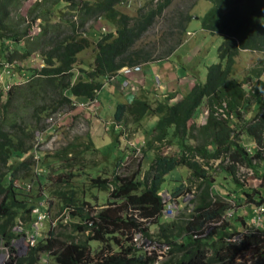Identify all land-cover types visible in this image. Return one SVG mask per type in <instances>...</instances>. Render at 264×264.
<instances>
[{
  "label": "trees",
  "instance_id": "trees-1",
  "mask_svg": "<svg viewBox=\"0 0 264 264\" xmlns=\"http://www.w3.org/2000/svg\"><path fill=\"white\" fill-rule=\"evenodd\" d=\"M40 1L35 0L37 7ZM62 1L44 0L47 5ZM69 1L71 12L57 23H48L50 16L38 11L45 19L39 25L43 65L24 73L19 66L25 81L6 91L0 86V240L12 251L7 264H38L42 253L53 264H151L154 256L138 252L133 245L137 232L170 244L166 264H233L236 255L253 244L264 246V229L260 228H250L241 240H228L255 216L252 205L264 203V0H207L211 6L200 18L201 28L218 33L222 41L217 48L218 62L207 66L205 80L195 76L189 91L180 97L172 92L158 99L144 92L116 105L113 118L120 123L138 122L148 113L156 115L147 150L143 148L151 154L146 171L141 162L134 166V158L129 165L114 166L111 175L99 168L90 169L87 177L68 171L83 162L81 153L89 149L85 145L75 151L77 144L72 142L48 152L62 166L56 178L42 186L28 155L34 149L36 131L46 128V118L67 107L73 109L76 99H95L103 87L102 79L122 67L155 61L156 51L160 58H168L182 43L191 19L172 9L174 0H149L133 16L118 8L124 0ZM19 4V0H0V65L25 60L33 50L24 35L36 18L23 31L9 20L11 10ZM96 17L112 24L115 32L99 34L92 68H79L76 74L78 53L92 45L84 27ZM158 19L164 21L159 41L143 42ZM243 49L260 51L263 59L237 81L229 75ZM201 104L207 114L203 123L196 124ZM243 135L252 147L244 145ZM114 137L117 140L118 134ZM88 140L92 144L89 136ZM173 143L177 151L166 153L163 148ZM117 160H124V155ZM216 160L220 161L218 170H213L210 163ZM46 166L49 163L43 170ZM177 166L187 167L188 182L195 187L189 202L192 209L183 206L175 217L164 219L160 191L165 175ZM241 167L250 169L257 183L248 182L250 176ZM217 177L225 194L213 190ZM35 179L33 183L49 194L46 210L56 223L35 244L26 242L24 253L17 255L12 248V240L18 236L14 226L19 221L29 226L31 210L42 198L41 193L36 195L38 189H27L23 183ZM191 189L179 183L171 195L177 197ZM93 190L106 193L104 203L86 197L85 192ZM230 202L236 208L230 222L210 224L222 217ZM206 229L208 233L203 235ZM92 241L98 243L96 249ZM258 258L264 262L263 253Z\"/></svg>",
  "mask_w": 264,
  "mask_h": 264
},
{
  "label": "rangeland",
  "instance_id": "rangeland-1",
  "mask_svg": "<svg viewBox=\"0 0 264 264\" xmlns=\"http://www.w3.org/2000/svg\"><path fill=\"white\" fill-rule=\"evenodd\" d=\"M20 4L17 8H13L10 13V21H15V28L23 31L33 16L36 18L30 28L28 29L27 35H24L26 45L29 49H33L30 56L22 61H14L13 63L5 62L0 65V86L6 91L12 84L22 83L25 81V76L20 73L19 66L22 68V72H27L29 68H39L43 65V57L41 49L43 47V41L39 33L40 22L45 20L41 13L38 11H45L46 17L50 16L48 23L53 24L65 19L66 13H70L69 0H63L58 5H54L52 2L40 1L38 7L36 6L35 0H19ZM149 0H124L118 4V8L121 12L128 15H137L139 8ZM172 9L182 11L183 13L189 14L191 19L189 20L185 34L183 35V41L178 48L167 58H160L159 51H156L157 55L154 54L153 58L155 61L144 63V67H150L154 73L158 75L155 78L144 69L133 71H124L123 73L117 74L111 78L110 83L106 84L98 93L97 100L88 101L76 99L77 103L73 109H62L60 115L55 116L53 121H45L46 128L51 127V122H54L52 126L53 130H50L49 134L44 135V131H36L35 134L43 136L41 139H36L34 149L31 151L29 158H32L33 170L40 174V182L42 186L50 183V178H56L57 172L60 169L59 163L55 158L47 156L48 152L60 150L63 147L76 142V147L73 148L75 151H80L85 145L89 146V149L82 152L83 162L76 166L69 167L66 170L75 171L82 173L87 177V173L90 169L99 168V172L104 170V174L111 175V171L114 166L129 165L133 162L131 159L134 158V166L138 162H141L143 172L146 171L151 163V154L143 152V147L147 140L150 138L149 132L154 125L155 116L152 113L147 114L141 118L138 122H132L130 119L128 122H118L113 118L115 107L118 103H124L131 100L132 97L141 96L144 92L147 95H152L155 98L161 99L163 96H167L168 93L184 95L189 90L190 81H194V77L205 80L207 66L212 63L218 62L217 48L222 41V36L219 34H210L204 31L200 25V18L210 8L211 2L206 0H174ZM181 6H184L182 8ZM37 14V15H36ZM40 14V17H39ZM62 14V16H61ZM64 14V15H63ZM17 21V22H16ZM45 23V22H44ZM47 23V22H46ZM45 23V24H46ZM164 29V21L158 19L156 24L149 30V32L143 37V42L153 41L158 42ZM86 36H88L93 45L88 49L78 53L75 71L77 69H91L93 63V57L95 53L94 44L97 41L99 34L102 32H110L114 30V27L107 23L102 18H94L87 22L84 27ZM263 53L260 51L251 50H240L239 54L235 58L234 65L231 69L229 77L242 81L249 74V70L253 67H257L260 64V60L263 59ZM16 66V67H14ZM130 78V83L126 80ZM146 80L144 83L141 79ZM147 80L151 81V84H147ZM102 82H105L102 79ZM109 82V81H108ZM125 82H127L125 84ZM135 82L144 84L145 88L138 87ZM113 86V87H112ZM248 89V85L244 86ZM145 90V91H144ZM88 103V104H87ZM87 104V105H86ZM250 108L247 109L249 111ZM250 114V113H248ZM247 116L246 114H244ZM243 116V118H245ZM199 123V120H197ZM196 123V124H197ZM115 134H118L117 140H115ZM88 136L90 137L92 144H89ZM243 143L247 147H252L251 140L243 135ZM118 141V142H117ZM188 142V141H187ZM189 143V142H188ZM194 144V142L192 143ZM95 146V147H94ZM109 147V148H108ZM96 148V149H94ZM145 150L146 147H144ZM166 153H172L177 151V144L173 143L172 146L163 148ZM124 155V160L121 162L117 160L119 157ZM47 156V158H46ZM107 156V157H105ZM49 163L46 169L43 170V165ZM83 163L85 165H83ZM219 160L212 161L210 167L213 170H218ZM225 163V162H224ZM227 164V163H226ZM242 173H247L250 176L248 182L257 183L256 179L252 177L251 170L244 167L240 168ZM93 172V171H92ZM143 172L140 177H143ZM214 174L213 171H211ZM80 180L81 176H77ZM189 170L184 166H178L168 172L165 175V181L162 184L161 192L165 204L176 205L179 208L185 204L187 195H180L178 198H167L163 192L171 194L175 185L179 183H185L186 185L193 186L188 182ZM37 181H26V188H35L36 195L41 193L42 198L39 199L38 203H42L46 206L49 200V194L42 189L40 185L33 183ZM87 183V181H86ZM86 183L84 186H86ZM220 183L218 177L215 185ZM174 185V186H173ZM194 189V188H192ZM166 190V191H165ZM29 191V190H28ZM31 191V190H30ZM194 191V190H192ZM191 193V192H190ZM239 193V192H237ZM95 194V197L94 195ZM264 194V193H263ZM86 197L91 202L104 203L106 193L103 191L93 190L92 193L89 191L85 192ZM100 207V206H99ZM54 213V210L52 211ZM50 215V214H49ZM60 219V218H59ZM64 221V219H62ZM21 223V221L19 222ZM49 223V222H48ZM44 223L40 226L41 234H46L50 224ZM23 227H28L27 224H22ZM154 228V227H153ZM152 228V230H153ZM16 233H21L20 230H15ZM22 236V235H21ZM41 236V235H40ZM92 247L95 249L98 246L97 242H91ZM14 254L20 255L24 250L23 245L20 242L14 243L12 246ZM11 250L0 240V253L4 255H11ZM48 260L41 259V264H48Z\"/></svg>",
  "mask_w": 264,
  "mask_h": 264
},
{
  "label": "built area",
  "instance_id": "built-area-1",
  "mask_svg": "<svg viewBox=\"0 0 264 264\" xmlns=\"http://www.w3.org/2000/svg\"><path fill=\"white\" fill-rule=\"evenodd\" d=\"M60 113H57L56 115H50L47 118V122L50 120L53 121L55 116H59ZM55 122V121H54ZM54 122H51V127L54 125ZM165 194V193H164ZM166 195V194H165ZM186 197L188 201L185 202V206L187 207V210L190 211L192 209V204L188 203L189 200L193 197V193H186ZM169 198V196L167 197ZM187 203V205H186ZM178 211V206L176 205H171L167 204L165 208L162 210L163 216L164 217H173L176 215ZM254 212L255 216H253L247 225V227L244 225L242 229H240V234H232L228 238L230 241H236V240H241L243 238L244 233H247V231L252 228V229H262L264 228V206L263 205H255L254 206ZM33 213L37 214L36 218L33 220L31 223V231L25 232V235L22 237L18 238L17 241H26L29 242L30 244H33L36 241V237L39 234V229L40 226L42 225V222L45 218H47V215L45 213H41L38 211L37 208L33 209ZM234 206L231 205L225 214L222 215V217L215 222H210V224H220L223 221L230 222V219L234 215ZM15 230H21L20 225H16L14 227ZM208 233V229L205 230L203 235H206ZM194 237H197V235H194ZM134 242L139 248L140 251H142L144 254H149L154 256V260L152 264H166L164 263L165 261L169 260L171 257V246L169 243H165L162 241H159L154 238H148L141 236L140 234H137L134 238ZM256 245V244H255ZM252 245L249 247V249L245 250L242 253H238L235 257V261L233 264H264V262H260L258 255L263 253L264 254V246H259L257 245ZM9 260V256L4 255L0 253V264H7Z\"/></svg>",
  "mask_w": 264,
  "mask_h": 264
},
{
  "label": "clouds",
  "instance_id": "clouds-1",
  "mask_svg": "<svg viewBox=\"0 0 264 264\" xmlns=\"http://www.w3.org/2000/svg\"><path fill=\"white\" fill-rule=\"evenodd\" d=\"M206 1H207V0H206ZM96 18H99V19H100L101 17H96ZM92 19H94V18H92ZM102 19H103V18H102ZM90 20H91V19H90ZM103 20H104V19H103ZM105 21H106V20H105ZM106 22L109 23L108 21H106ZM111 25H112V24H111ZM112 26H113V25H112ZM113 27H114V26H113ZM203 30H204V29H203ZM204 31H206V30H204ZM110 32H111V31H110ZM112 32H115V27H114V30H113ZM206 32H207V31H206ZM209 33H210V32H209ZM210 34H213V33H210ZM214 34H218V33H214ZM90 40H91V39H90ZM92 45H93V41H92ZM92 45H91V46H92ZM94 45H95V44H94ZM91 46H90V47H91ZM94 48H95V46H94ZM177 48H178V47H177ZM87 49H88V48H87ZM83 51H84V50H83ZM143 64H144V63H143ZM143 64H141V65H139V66H137V67H135V68L122 67V68L119 69L115 74H112V75L106 76V77L104 78V81H105V82L102 83V84H103V87H104L106 84H109L111 78L114 77L115 75L120 74V73H123V74H124V71H133L134 69H136V70H141ZM200 79H201V78H200ZM108 81H109V82H108ZM126 81H127V80H126ZM201 81H202V79H201ZM126 83H127V82H125V84H126ZM193 83H194V81H191V83L189 84V89H190V87L193 85ZM103 87H102V88H103ZM138 87H139V86H138ZM188 91H189V90H188ZM188 91H187V92H188ZM187 92H186V93H187ZM98 93H99V92H98ZM186 93H185V94H186ZM176 96H177V94H176ZM93 100H97V97H96L95 99H93ZM85 101H88V103L91 102V100H85ZM88 103H87V104H88ZM124 103H126V102H124ZM76 104H77V103H76L75 100H74L73 105L76 106ZM87 104H86V105H87ZM201 106H203V104H201V105L198 107V109H199ZM204 107H205V106H204ZM205 108H206V107H205ZM198 109H197V111H196V118L198 117ZM59 113H60V112H59ZM56 114H57V113H56ZM56 114H52V115H56ZM148 114H149V113H148ZM206 114H207V110H206ZM146 115H147V114H145L144 116H146ZM144 116H143V117H144ZM48 117H49V116H48ZM48 117H47V118H48ZM143 117H142V118H143ZM47 118H46V120H47ZM155 120H156V116H155ZM197 120H198V118H197ZM154 122H155V121H154ZM196 122H198V121H196ZM197 124H198V123H197ZM50 130H53L52 127H50L49 129L45 128L44 131H48L47 133L49 134ZM36 136H37L36 139H38V140L41 139V137H43V136L40 137V136H38L37 134H36ZM140 146L143 147V148L146 147V142H145V145H144V146L141 145V144H140ZM34 148H35V147H34ZM177 167H178V166H177ZM184 167H185V166H184ZM185 168H187V167H185ZM176 186H177V185H176ZM218 186H219V185H218ZM191 188H194V189H195L194 185L191 186ZM194 189H191V191L186 192V193H190V192H192V193H193V196H194V191H192V190H194ZM173 190H174V189H173ZM165 191H166V190H165ZM160 192H161V191H160ZM163 193H165L166 196H169V198H170V197L173 198V199L178 198V196H177V197H173L171 194H169V193H167V192H163ZM171 193H172V192H171ZM186 193H184V194H182V195H185ZM222 194H225V190H224V189H223V193H222ZM160 195L162 196V194H160ZM162 198H163V197H162ZM192 198H193V197H192ZM192 198H191V199H192ZM191 199H190V200H191ZM190 200H189V202H190ZM163 202H164V208H165V206H166L167 204H165L164 199H163ZM189 202H188V203H189ZM46 204H47V203H46ZM230 204L234 206V203H233V202H230ZM186 205H187V203H186ZM257 205H263V206H264V203H263V204H257ZM183 206H185V205L183 204ZM183 206H181L180 208L178 207V211H179L181 208H183ZM252 206L254 207L255 205H252ZM229 207H230V206H229ZM35 208H37L39 212H41V213L43 212V213H45V214L47 215V218H45V219L43 220L42 225H44V223L46 224V223L49 222L48 224H50V226H49V229H50V228H51L52 226H54L55 223H56V220H55V219H51V217H50L48 211L46 210V206H43L42 203H38L37 206H35L34 208H32V210H31L32 220H31V222H30V225H29L28 227H25V228H24L23 225H22L23 223H19V222H20V221H19L16 225H20V226H21L22 229H21L20 231H22V232H21V233H17L18 236H17L15 239L12 240V245H13L14 243H17V242H20V244L23 245V249H24V250L21 252V254H23L24 251H25V243H26V241H17V242H16V240H18V238H20V237H22L23 235H25V232H27V231H28V232L31 231V223L33 222V220L36 218V215L38 214V213H37V214H36V213H35V214L33 213V209H35ZM164 208H163V209H164ZM235 209H236V208H235V206H234V213H235ZM178 211H177V212H178ZM187 211H188V210H187ZM190 211H191V210H190ZM226 211H227V210H226ZM226 211H225V212H226ZM225 212H224V214H225ZM234 213H233V214H234ZM176 214H177V213H176ZM175 216H176V215H175ZM175 216H173V217H175ZM162 217H163L164 219H170V218H173V217H164V216H163V213H162ZM249 220H250V219H249ZM248 223H249V221H248ZM16 225H15V226H16ZM15 226H14V227H15ZM243 226H244V225H242L241 228H242ZM49 229H48V230H49ZM262 229H264V228H262ZM14 230H15V229H14ZM48 230H47V232H48ZM40 232H41V230L39 229V234H38V236L36 237V241H37L38 239H40V238H44V237L46 236V234L43 235V234H41ZM47 232H46V233H47ZM137 234H140L141 236H143V234H142L141 232H137V233H135L134 236H133V245L135 246V248L137 249L138 252L143 253L142 251L139 250V248H137V246H136V244H135V242H134V238H135V236H136ZM21 235H22V236H21ZM40 235H41V236H40ZM144 237H145V236H144ZM151 239H152V238H151ZM154 239H155V238H154ZM36 241H35L33 244H35ZM92 242H95V241H92ZM28 243H29V242H28ZM29 244H30V243H29ZM33 244H30V245H33ZM253 245H255V244H253ZM255 246H256V245H255ZM257 247H260V246H257ZM92 248H93V247H92ZM96 248H97V247H96ZM96 248H95V249H96ZM93 249H94V248H93ZM138 254H139V253H138ZM9 259H10V256H9ZM41 259L44 260V261L47 259V260H48V262H47L48 264H53V263H51V259H50L49 255H48L47 253H42V255L40 256V259H39L38 264H41ZM8 261H9V260H8ZM7 263H8V262H7ZM152 263H153V262H152ZM152 263H151V264H152ZM164 263H165V262H164Z\"/></svg>",
  "mask_w": 264,
  "mask_h": 264
},
{
  "label": "crops",
  "instance_id": "crops-1",
  "mask_svg": "<svg viewBox=\"0 0 264 264\" xmlns=\"http://www.w3.org/2000/svg\"><path fill=\"white\" fill-rule=\"evenodd\" d=\"M142 69H144L145 71H147V72H149L150 74H148L147 76H151V75H153L155 78H158V75L156 74V73H154L153 72V70L150 68V67H144V66H142V68H141V71H142ZM144 83H146V80H144L143 78L141 79ZM127 82L128 83H130V78H128L127 79ZM136 84H140V82H135ZM151 84V81H149V80H147V84ZM190 83H191V81H190ZM139 84H138V86H139ZM113 87V86H112ZM140 87H142V88H145V85L144 84H140ZM205 116H206V108L204 107V105L203 106H201L199 109H198V120H199V123L198 124H201V123H203L204 122V120H205ZM174 186V185H173ZM176 186V185H175ZM213 190L214 191H216V192H218V193H223V188H220L218 185H213Z\"/></svg>",
  "mask_w": 264,
  "mask_h": 264
}]
</instances>
